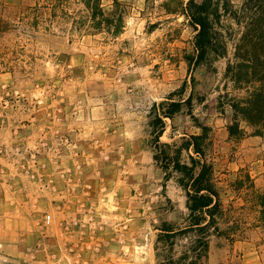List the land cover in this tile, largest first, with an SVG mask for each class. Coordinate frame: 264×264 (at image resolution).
Returning a JSON list of instances; mask_svg holds the SVG:
<instances>
[{
  "label": "rangeland",
  "instance_id": "374dc122",
  "mask_svg": "<svg viewBox=\"0 0 264 264\" xmlns=\"http://www.w3.org/2000/svg\"><path fill=\"white\" fill-rule=\"evenodd\" d=\"M187 0H118L121 32L92 30L78 0H0V264H158L189 248L190 233L160 239L166 223L184 228L186 197L170 168L153 159L151 108L168 155L197 123L211 131L206 160L222 214L201 264H260L264 221V133L238 119L244 97L227 75L243 31V0H218L214 51L189 62L196 32ZM200 1V0H196ZM110 13L112 0H100ZM167 108L165 104L159 111ZM159 127V126H158Z\"/></svg>",
  "mask_w": 264,
  "mask_h": 264
},
{
  "label": "trees",
  "instance_id": "16d2710c",
  "mask_svg": "<svg viewBox=\"0 0 264 264\" xmlns=\"http://www.w3.org/2000/svg\"><path fill=\"white\" fill-rule=\"evenodd\" d=\"M53 2H65L67 0H50ZM87 10L86 19L92 30H106L112 35L121 32L123 26V10L118 0H112L116 9L107 13L101 6L100 0H78ZM184 14L194 26L196 32L193 37V54L189 62L202 63L207 56L214 51L218 40V31L215 20L218 17V0H187L183 6ZM238 11L243 21L238 18ZM238 22H243V31L236 45V61L227 65V75L234 86L246 90L244 97L230 99L229 106L232 111V122L226 126L230 136L242 135L238 119L245 121L256 128V134L264 133V0H243L239 10L233 12ZM167 108L159 111L164 105ZM181 102L161 101L154 103L151 112L152 143L155 149L153 159L165 172V180L168 175L166 170L171 169L179 174L177 182L183 189L188 210L187 225L182 228H173L166 223L161 228L160 239L169 242L170 250L174 241L172 238L190 233L196 238H191L189 248L180 255H169L158 264H201L199 260L207 257L209 238L212 235L222 234L217 218L222 214L220 196L214 183L213 169L206 160L207 140L210 127L197 123L200 132L190 135L183 148H192L193 154H189V162L180 161L179 153L175 149L174 155H168L167 143L160 141L163 132V123L160 116H171L180 110ZM159 126V127H158ZM256 200L260 207V216L264 221V191L256 193Z\"/></svg>",
  "mask_w": 264,
  "mask_h": 264
},
{
  "label": "crops",
  "instance_id": "0c3cea01",
  "mask_svg": "<svg viewBox=\"0 0 264 264\" xmlns=\"http://www.w3.org/2000/svg\"><path fill=\"white\" fill-rule=\"evenodd\" d=\"M259 263H260V264H264V259H261V260L259 261Z\"/></svg>",
  "mask_w": 264,
  "mask_h": 264
}]
</instances>
